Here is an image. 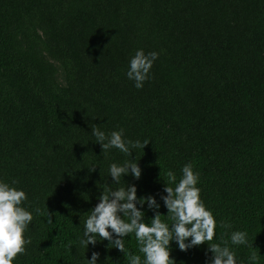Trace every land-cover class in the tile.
<instances>
[{
    "label": "trees",
    "instance_id": "trees-1",
    "mask_svg": "<svg viewBox=\"0 0 264 264\" xmlns=\"http://www.w3.org/2000/svg\"><path fill=\"white\" fill-rule=\"evenodd\" d=\"M136 49L158 53L140 89L124 74ZM93 124L148 140L129 156L138 179L111 183L108 165L128 157H105ZM186 163L217 226L186 251L170 242L175 264H206L207 244L232 231L248 239L229 244L237 264L253 252L264 264V0H0V180L33 213L13 264H85L93 251L98 264L143 262L134 234L124 254L107 240L82 248L84 220L105 187L125 183L170 224L160 195ZM137 206L150 223L153 211Z\"/></svg>",
    "mask_w": 264,
    "mask_h": 264
},
{
    "label": "clouds",
    "instance_id": "clouds-1",
    "mask_svg": "<svg viewBox=\"0 0 264 264\" xmlns=\"http://www.w3.org/2000/svg\"><path fill=\"white\" fill-rule=\"evenodd\" d=\"M157 58L156 51L145 53L143 49H136L129 58L124 74L136 89L142 88L144 82L151 79L150 69ZM91 134L105 157L112 149H117L128 157L123 163L108 165L107 175L111 177V183L119 185L124 175L130 174L133 179L140 177L141 169L136 159H129V156L134 149H142L148 140H129L124 136L122 128L106 133L96 127V124H93ZM94 166L88 167V171L91 172ZM181 174L177 182L175 174L169 171L167 184L164 183L163 187L165 194L160 195L170 224L161 220L158 211L160 203L150 194L137 197L134 184L126 186L124 183L115 189L105 187L84 220L82 235L78 237L79 245L86 249L89 244L95 245L100 240H107V245L124 254V239L129 234H134L138 250L143 254V262L139 255L128 253V264H175L169 255L170 242H175L181 251L211 242L217 221L200 198V189L197 187L199 174L193 171L190 163L181 167ZM14 183L12 182L13 185ZM25 200L26 193L22 189L0 180V264H13L17 255L24 254L25 246L30 243L24 233L33 220V213L21 206ZM145 203L153 211L150 223L144 222L145 212L137 206H144ZM35 211L39 213V209ZM48 222H51L49 218ZM222 227L228 229L231 225L224 223ZM72 244V241H68L65 247L70 249ZM229 244L247 246V233L232 231L228 241L208 243L207 250L212 255L206 264H237L235 252ZM98 257L99 253L93 251L90 258H84L85 264H98ZM247 260L248 264H256L258 256L253 252Z\"/></svg>",
    "mask_w": 264,
    "mask_h": 264
}]
</instances>
